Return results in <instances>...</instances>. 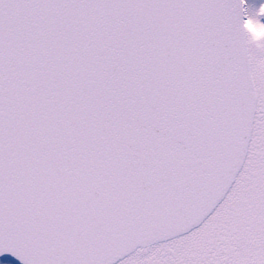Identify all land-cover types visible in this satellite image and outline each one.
I'll return each mask as SVG.
<instances>
[{
	"label": "snow or ice",
	"instance_id": "obj_1",
	"mask_svg": "<svg viewBox=\"0 0 264 264\" xmlns=\"http://www.w3.org/2000/svg\"><path fill=\"white\" fill-rule=\"evenodd\" d=\"M0 264H264V0H0Z\"/></svg>",
	"mask_w": 264,
	"mask_h": 264
}]
</instances>
